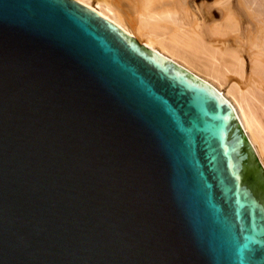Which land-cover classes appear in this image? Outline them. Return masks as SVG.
I'll return each mask as SVG.
<instances>
[{"label":"water","instance_id":"95a60500","mask_svg":"<svg viewBox=\"0 0 264 264\" xmlns=\"http://www.w3.org/2000/svg\"><path fill=\"white\" fill-rule=\"evenodd\" d=\"M0 264H264V167L210 84L75 0H0Z\"/></svg>","mask_w":264,"mask_h":264},{"label":"bare ground","instance_id":"6f19581e","mask_svg":"<svg viewBox=\"0 0 264 264\" xmlns=\"http://www.w3.org/2000/svg\"><path fill=\"white\" fill-rule=\"evenodd\" d=\"M75 1L210 84L264 167V0H214L221 18L209 22L189 0Z\"/></svg>","mask_w":264,"mask_h":264},{"label":"rangeland","instance_id":"374dc122","mask_svg":"<svg viewBox=\"0 0 264 264\" xmlns=\"http://www.w3.org/2000/svg\"><path fill=\"white\" fill-rule=\"evenodd\" d=\"M213 1L214 0H189L191 6H192L191 2H193V3H195V5L193 4L194 6H197V7L201 6L202 11L205 12L206 15L208 14L207 15L208 22L213 21V20H219L221 18V10L219 9L220 7L215 5V2H213ZM211 4H213V5H211ZM202 5H203V7H202ZM194 6H192V7L195 8ZM210 6H211V8H210Z\"/></svg>","mask_w":264,"mask_h":264}]
</instances>
